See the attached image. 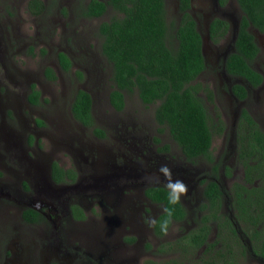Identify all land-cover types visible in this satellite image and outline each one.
<instances>
[{
  "label": "flooded vegetation",
  "instance_id": "flooded-vegetation-1",
  "mask_svg": "<svg viewBox=\"0 0 264 264\" xmlns=\"http://www.w3.org/2000/svg\"><path fill=\"white\" fill-rule=\"evenodd\" d=\"M41 1L44 2L47 8H50L49 11L51 12V15L55 16L54 13L56 12L54 10H56L58 11V14L68 16L67 10L63 8L62 0ZM194 1L195 0H191V7L188 12L195 20L196 28L202 36V42L205 40V37H209L208 42L211 43V47L209 48L210 52H208L206 48L205 55L203 54L206 61V70L201 73L198 79L208 72L213 75L217 74L215 76H218V78L226 79L227 83L223 85L222 82L221 87L219 86V88L221 92L227 94L231 99V105L237 103L239 108L237 114L234 115L232 125H226L228 127L226 128L224 124L225 130L220 135L224 136V139L226 140L228 129L230 128L231 136L228 135V137L230 136V139L227 152H229V155L235 152L238 157L239 145L237 139V126L243 111H247L257 124L258 128L264 132L261 123L257 121L248 107H246V102L251 94H253L256 102L259 103V94L264 91V72L257 67L261 52L260 45L264 44V32L253 26L248 28L259 48V53L252 61L251 65L252 68L262 76V81L259 85L253 86L250 82L241 77L228 75L225 68L227 58L235 52V42L238 38L244 16L237 0H235V3L237 9H239L241 13L240 18L237 21L239 23V29L237 31L233 30L235 14L227 12L232 0H225L223 4L220 0H201V5H205V7L208 5L209 7L208 10L204 11L200 9L199 12L202 14L200 16L194 13ZM31 2L32 0L28 3V9ZM76 5L78 9L80 4ZM64 10L66 13L63 12ZM178 10L180 11V6H178ZM30 14L36 18H41L43 16H35L31 12ZM107 14L108 13L104 16ZM98 19L100 18H94L91 20ZM216 19L225 21L229 25L228 33L224 37L218 36L219 40L217 42L212 39L210 31L211 25ZM52 27L53 26L50 28ZM1 33L4 35L2 30ZM4 38L5 36H0V47ZM99 41L101 43L100 47L102 54V40L100 37ZM226 41L229 42V44L222 52V50L217 47ZM3 45L5 51L2 55L0 54V64H3V58L6 60V54L8 53L7 46L4 42ZM214 50H216V54L214 53ZM62 52L68 54L73 60L72 69L75 67V60L68 52L57 50L56 55L59 67L62 72L69 74L61 68L58 59L59 53ZM209 53L213 54L212 59L209 58ZM101 57L104 58L103 54ZM219 59L221 60L220 62ZM211 60H213V62ZM106 62L108 63L107 60ZM46 70L44 75L46 79H48L46 76ZM12 74L13 75H9L7 72H3L2 78L9 82L19 79L20 81L18 82L28 84L25 96V101L28 104L27 107L30 110H33L36 107L41 106L44 100H42V94L37 90L36 86H31V83L26 77L24 78L21 75ZM78 79L82 80L83 77H78ZM56 81L51 82L55 83ZM194 84H196V82ZM112 85L114 86L113 82ZM237 85L246 88L247 95L245 98L240 99L233 92L234 87ZM34 89L39 92L37 103H33L31 99ZM80 90L83 89H77L73 93L70 113L78 125L87 130L92 129L95 133V137L103 140L105 139L106 133L100 128H96V122L91 127L85 126L75 118L72 112V104L75 100L76 94ZM88 93L92 96L90 92ZM127 95L129 94L125 93V107ZM0 96L3 97L1 92ZM198 96L200 95L198 94ZM11 101L12 100H10V102ZM10 102L6 106L1 105L2 108L0 107V109H2L5 115H1L0 110V119L3 117L7 118V113L4 108H7L11 104ZM260 105L264 107L263 99L261 100ZM145 106L157 108L158 105L151 104ZM92 113L94 116L93 106ZM13 117L16 118L17 116L13 115ZM155 121L158 124L156 118ZM14 123L15 124L9 121H3L0 123V148L3 146V149L0 150V264H110L104 263L100 259L111 260L110 252L107 249L111 246L110 243H112V240H109L114 233L112 231L116 230L118 223L125 224V222L132 221L134 225L136 220L142 223L145 228L144 232L146 236L143 238L145 249L140 253L139 258L132 260L133 263L127 260L116 259L111 261L112 264H230L229 262L226 263L227 257L224 255L225 252H222L221 248L219 251H214L213 249L211 252V250H208V245H214L213 242H210V236L213 230L218 229L216 236L222 233L226 235L230 234L232 227L237 230L243 242L248 245L251 251H253V246L249 237L245 236L242 232L243 228L241 227L242 223L239 220V209L233 198V206H231V208H234L236 212H232L228 209V216L223 213V208H225V206L228 207L226 201L227 195L223 190L219 178L222 174L219 177L218 174L220 171L227 169L225 165L219 166L220 162H217L216 159L212 163L206 158L190 160L183 154L181 147L174 141L166 126L158 124L161 128L160 132H163L164 128L168 130L173 143L177 144L181 154L185 158L186 167L189 165L195 166L198 160H204L211 166L210 173L214 175V177L209 178L208 176H204L199 180L202 182L204 188L201 194L196 196L197 193L195 192V186L197 183L195 184L193 181L195 177L193 172L188 169H183L181 164L176 163V166L173 164L169 166V169L171 170V179L184 181L187 185L189 194L192 196V200H187L186 198L181 197L179 204L184 210V217L182 219H175L173 215L172 223L169 225L168 232L165 235L160 231L159 224L154 228L148 226L150 218H155L157 221L165 218L164 209L167 208V203L157 199L158 197L155 195L156 191L163 190L169 192V189L166 186L169 180L164 173L159 171L162 164L159 166H151L149 164L155 160L150 156L152 153L150 148L146 149V151L138 150L135 144H132L129 141L128 138L130 134L128 132L125 136L120 135L123 142H119L120 145L111 151H95L94 148H90L87 143L84 144L82 141L76 142L80 138H75L73 143L77 144V149L82 151V154L89 149L88 153H85L86 156H83L80 164L77 163L76 159L74 167H69L62 160L61 162L52 161L49 164H45L42 160L41 154H30L26 150L24 153L19 151V149L23 148L25 145L29 148H32L33 145L41 147L37 132L43 129L45 122L40 119H35L34 126L30 127L20 119ZM97 129L103 132V137L96 134ZM29 132L34 134V136L28 135L27 133ZM26 134L27 136L23 138ZM155 141L157 144H160L159 139H156ZM72 147L73 146L70 148ZM212 149L213 145L211 151ZM73 150H75V153L77 152L76 149ZM171 150L172 148L166 146L162 149V152L168 154ZM157 159L158 160L156 161H158V163L162 161L159 160V157ZM7 160L12 162L10 167L7 164ZM164 165L168 166V164ZM216 166H218L217 172L215 171ZM55 167H58L59 172ZM178 173L180 175H177ZM212 181L217 184V187L222 192L221 210L218 211V215L221 219L217 221L212 219L214 218L213 213L216 209H213L214 207L211 205L209 196L206 194L209 183ZM242 185H246V172L244 174ZM246 187L250 188L251 185L249 186L248 184ZM233 188L234 186L232 187V190ZM127 190H132L134 192L127 194ZM136 190L140 191L137 193ZM95 204H99L102 207V215L105 218L102 217L101 220L104 222L103 224L106 225L105 227L108 226L107 232L94 230L86 233L81 229L83 225H86L90 217L89 207L92 208ZM107 210L110 212V215H107ZM195 215L196 222H194ZM208 216L212 217V221L210 220L207 223H203L204 219ZM191 225L193 226L189 227ZM178 226L181 230L177 228ZM205 226L210 228V232L207 234V243L202 247H198V237L206 235V231L204 230ZM243 226L245 225L243 224ZM175 227L180 230L178 237L177 235L175 237L172 235ZM203 231H205L204 234H202ZM130 234L132 236L126 237L124 243L128 247H133L138 242L139 238L137 239L133 236L135 234L134 228H132ZM228 237L229 238L225 240V248L227 247V243H230L233 240V236L228 235ZM199 250H202V252L206 250L202 257L198 254L197 258H190L192 254L198 253ZM220 251L222 258H217V253L220 254Z\"/></svg>",
  "mask_w": 264,
  "mask_h": 264
},
{
  "label": "rangeland",
  "instance_id": "rangeland-1",
  "mask_svg": "<svg viewBox=\"0 0 264 264\" xmlns=\"http://www.w3.org/2000/svg\"><path fill=\"white\" fill-rule=\"evenodd\" d=\"M29 1L31 0H0V36H5L3 42L6 44L8 51L6 60L3 58V64H0V92L3 96H0V107L1 105L6 106L10 100H12L10 102L11 104L7 108H4L7 113V118L3 117L0 119V123L9 121L15 124L14 122L20 119L30 127L34 126L35 119H40L45 122L43 129L39 131L40 133L37 132L41 147L33 145L32 148H29L25 145L23 148L19 149V151L24 153L26 150L30 154H41L45 164H49L52 161L61 162L62 160L69 167H74L75 159L77 163L80 164L83 156H86L85 153L89 151V149H87V152L82 154V151L77 149V144L73 143L75 138H80L76 142L82 141L84 144L87 143V145L90 148H94L95 151H111L120 145L119 142H123L120 135L125 136L128 132L130 134L128 138L129 141L135 144L138 150L146 151V149L150 148L152 151L150 156L155 159L149 163L151 166L168 164L169 168L171 164L176 166L177 163L181 164L183 169H188L193 172L195 175L193 181L195 184L197 183L195 186L196 196L201 194L204 187L199 180L204 176H208L209 178L214 177V175L210 173L211 166L204 160H198L195 166L189 165L186 167L185 158L181 154L177 144L173 143L168 130L164 128L163 132H160L161 128L156 123L154 117L156 108L146 107L141 102L137 93L126 96V107L121 112L116 111L110 103V94L113 90L111 67L106 60L101 57V43L98 37V29L102 22L108 21L109 18L116 15V13L110 10L106 16L98 20L86 19L78 14V9L76 7V4H80L78 0H62L63 8L67 10L68 16L58 14V11L54 10L56 12L54 13L55 16L50 14L48 16L45 14L41 18H36L30 14L28 9ZM166 2L167 22L169 24L176 21L180 22L182 15H180V11L178 10L179 0H166ZM200 2L201 0L194 1V13L199 16L202 15L199 12L200 9L204 11L208 10L209 7L208 5L206 7L205 5H201ZM227 12L235 14L233 23H237L241 13L239 9H237L235 0H232ZM51 26L53 27L50 28ZM1 30L4 32V35H2ZM3 42L0 47L1 55L5 51ZM228 44L229 42L227 41L225 43L223 42L217 48H220L223 52ZM210 47L211 43L208 42V52H210ZM57 50L68 52L75 60V67L69 74H65L60 69L56 55ZM260 50L257 67L264 72V44L260 45ZM214 53L216 54V50H214ZM212 55L213 54L209 53L208 56L210 59H212ZM211 61L213 62V60ZM220 61L219 59V62ZM47 67H51L54 70L58 79L55 83L46 79L44 73ZM3 72H7L9 75H13L12 73H14L15 75L26 77L31 83V86H36L37 90L42 94V100H44L43 104L30 110L25 101L28 84L18 82L20 81L19 79L9 82L2 78ZM77 72L83 73L82 80L78 79L76 75ZM215 75L208 72L199 78L195 85L198 84L201 86L199 97L204 101L209 116L210 126H215L219 120H221L225 126H231L239 106L237 103L231 105V99L227 94L221 92L219 88L222 82L223 85L227 83L226 79L218 78V76L216 77ZM77 89H83L92 94L96 128H100L106 133L105 139H98V137H95V133L92 129L87 130L82 128L73 119L70 113L71 99L74 91ZM259 96L260 100L259 103H257L253 94H251L246 102V107H248L257 121L261 123L264 130V107L261 106L262 103L260 105L261 100H264V91H262ZM0 110L1 115H5L2 109ZM13 115L17 117L14 118ZM226 128L228 127L226 126ZM27 134L34 136V134L30 132ZM27 134L23 136V138H25ZM228 135L231 136L230 128L228 129ZM228 135L225 140L224 136L214 131V144L212 149L216 161L220 162L219 166L225 165L227 168L220 171L218 174V177L222 174L219 178L223 190L227 195L226 201L228 207L225 206V208H223V213L226 216H228L229 210L236 212L234 208H231V206H233L232 187L235 184H243L245 174V168L239 162L237 153L235 154L234 152L229 155V152H227L230 139ZM156 139H159L160 144L156 143ZM71 146L73 147L70 148ZM166 146L172 148L168 154L162 152V149ZM2 147L0 150L3 149ZM73 149H76L77 152L75 153ZM158 157L159 160H162L160 163L156 161ZM7 164L10 167L12 162L7 160ZM177 175L180 174L178 173ZM254 184L258 186L260 182L257 180ZM138 191L140 190H136L137 193ZM130 192L133 193L134 191L127 190V194ZM182 197L187 200H192V196L188 191L187 194ZM102 211V207L99 204H95L92 208L89 207L90 217L86 225H83L81 228L83 232L87 233L94 230L107 232L108 226L105 227L106 225L103 224L104 222L101 220L103 217ZM107 215H110L108 210ZM196 215L194 216V222H196ZM192 226L193 225L189 227ZM241 227L244 228L245 226L241 224ZM132 228L135 230L133 236L137 239L139 238V240L133 247H128L124 243V239L132 236L130 234ZM177 228L181 230L179 226ZM178 229L175 227L174 233L172 234L174 237L176 235L178 237L180 233ZM144 230L145 228L142 223L137 220L134 225L132 221L125 222V224L118 223L116 230L112 231L114 233L109 238V240H112V243H110L111 246H109L107 250L110 252L111 260H100L104 263L112 264L111 261L116 259L132 262V260L139 258L140 253L145 249L143 238L146 235ZM217 233L218 229L213 230L210 236V242H216V244L213 245L214 251H219L221 248L222 251L227 254V249L224 247L226 245L225 239L221 234L216 236ZM239 238H241L240 235ZM237 242L241 243V245L234 247L235 253L239 254L238 258L234 260L236 264H261L260 259L252 255L253 251L249 249L248 245H246L242 239L241 242L239 239ZM204 251L202 252V250H199L198 253L192 254L190 258L195 259L198 257V254L202 257ZM227 258H229V256Z\"/></svg>",
  "mask_w": 264,
  "mask_h": 264
},
{
  "label": "trees",
  "instance_id": "trees-1",
  "mask_svg": "<svg viewBox=\"0 0 264 264\" xmlns=\"http://www.w3.org/2000/svg\"><path fill=\"white\" fill-rule=\"evenodd\" d=\"M220 1L222 4L225 2ZM79 2L78 14L83 18H101L110 10L116 13L109 21L101 23L98 29L102 40V54L112 71L114 90L110 99L113 107L123 110L125 93H137L145 105H158L155 110L158 124L169 129L172 138L187 158H206L209 162H214L211 151L214 131L222 134L225 126L221 120L215 126H210L204 101L198 96L201 86L194 84L206 70V61L202 36L188 12L191 0H179L182 17L180 22L171 24L167 22L166 0ZM237 2L244 16L235 42V52L227 58L225 68L228 75L241 77L257 86L262 81V76L251 64L258 55L259 48L248 28L253 26L264 32V0ZM49 9L41 0H32L29 5L30 12L35 16H49ZM63 12L66 13L65 10ZM210 31L212 39L217 42L218 36L224 37L228 33L229 25L216 19ZM58 59L61 68L69 73L73 67L70 56L62 52ZM46 76L51 81L57 80L52 68H47ZM77 76L83 77L81 72H77ZM233 92L240 99L247 95L246 88L240 85L235 86ZM38 96L39 92L34 89L31 96L33 103H37ZM92 106V96L87 91H78L72 104V112L85 126L91 127L95 123ZM96 134L104 136L99 129ZM237 139L238 160L245 168L246 185L251 187L235 184L233 199L239 209V220L245 225L242 232L253 244L252 255L264 264V132L247 111H243L237 126ZM55 169L59 172L58 167ZM215 171H218V166ZM257 180L260 184L255 186L254 182ZM206 194L216 211L213 213L214 218L208 216L203 223L209 222L211 218L220 220L218 211L221 210L222 192L214 181L209 183ZM155 195L157 199L167 203V208H174L175 219L184 217V210L179 203L175 206L168 203V192L157 190ZM204 230L206 235L198 237V247L207 243L210 228L205 226ZM228 235L233 236V242L227 243L228 255H224L229 256L230 261L227 258L226 263L236 264L234 260L239 254L235 253L234 247L241 245L237 242L238 239L241 242V238L234 227L230 234L224 236L225 240L229 238ZM213 249V245H208V250L212 252ZM217 258H222L221 251L220 254L217 253Z\"/></svg>",
  "mask_w": 264,
  "mask_h": 264
},
{
  "label": "clouds",
  "instance_id": "clouds-1",
  "mask_svg": "<svg viewBox=\"0 0 264 264\" xmlns=\"http://www.w3.org/2000/svg\"><path fill=\"white\" fill-rule=\"evenodd\" d=\"M159 171L164 173L166 178L169 180L168 184L166 185L169 189L168 203L175 206L176 204L180 203L181 197L187 194V185L182 180H172L171 170L167 165H161ZM164 213L165 218L160 221H157L155 218H150L148 221V226L154 228L157 226V224H159L160 231L166 235L169 225L172 223L174 208H165Z\"/></svg>",
  "mask_w": 264,
  "mask_h": 264
},
{
  "label": "water",
  "instance_id": "water-1",
  "mask_svg": "<svg viewBox=\"0 0 264 264\" xmlns=\"http://www.w3.org/2000/svg\"><path fill=\"white\" fill-rule=\"evenodd\" d=\"M239 29V23H234L233 24V30L237 31ZM209 41V37H205V40L203 41V54L205 55V50L207 48V43Z\"/></svg>",
  "mask_w": 264,
  "mask_h": 264
}]
</instances>
